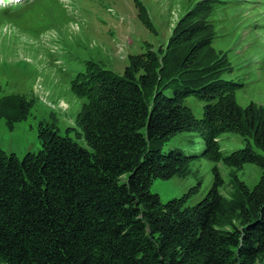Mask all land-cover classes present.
Segmentation results:
<instances>
[{
	"label": "trees",
	"instance_id": "16d2710c",
	"mask_svg": "<svg viewBox=\"0 0 264 264\" xmlns=\"http://www.w3.org/2000/svg\"><path fill=\"white\" fill-rule=\"evenodd\" d=\"M210 14L186 9L164 44L128 55L122 75L91 61L75 75L88 147L41 125L39 151L0 149V264H264V157L249 145L224 155L218 142L235 132L264 150V114L239 105L237 82L222 76ZM30 106L0 97V116L25 118ZM199 157L262 172L252 187L234 176L227 198L214 165L190 207L149 189L187 176Z\"/></svg>",
	"mask_w": 264,
	"mask_h": 264
},
{
	"label": "rangeland",
	"instance_id": "374dc122",
	"mask_svg": "<svg viewBox=\"0 0 264 264\" xmlns=\"http://www.w3.org/2000/svg\"><path fill=\"white\" fill-rule=\"evenodd\" d=\"M17 1L0 0V97L21 96L31 106L25 118L0 116V149L7 153L21 158L39 151L41 125L88 147L77 122L84 99L70 89L75 75L89 61L122 75L129 54L144 51L149 43L152 48L164 44L186 9L198 4L211 12V46L228 67L222 76L237 82V103L264 114V0ZM190 105L201 115L202 101L190 100ZM218 142L224 155L249 145L264 157V150L239 133L224 132ZM214 165L223 180L219 191L227 198L234 176L252 187L262 172L254 163L236 168L199 157L187 176L155 178L149 189L162 202L185 195L183 206H193L212 185Z\"/></svg>",
	"mask_w": 264,
	"mask_h": 264
},
{
	"label": "bare ground",
	"instance_id": "6f19581e",
	"mask_svg": "<svg viewBox=\"0 0 264 264\" xmlns=\"http://www.w3.org/2000/svg\"><path fill=\"white\" fill-rule=\"evenodd\" d=\"M62 102V101H61Z\"/></svg>",
	"mask_w": 264,
	"mask_h": 264
}]
</instances>
